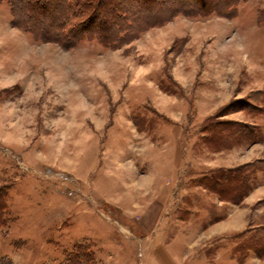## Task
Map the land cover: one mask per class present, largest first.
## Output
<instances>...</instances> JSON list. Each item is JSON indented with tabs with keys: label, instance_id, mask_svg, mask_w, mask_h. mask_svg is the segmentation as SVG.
<instances>
[{
	"label": "rangeland",
	"instance_id": "rangeland-1",
	"mask_svg": "<svg viewBox=\"0 0 264 264\" xmlns=\"http://www.w3.org/2000/svg\"><path fill=\"white\" fill-rule=\"evenodd\" d=\"M233 13L64 47L0 2V264H264V141L203 130L264 136V0ZM245 164L240 202L201 182Z\"/></svg>",
	"mask_w": 264,
	"mask_h": 264
},
{
	"label": "trees",
	"instance_id": "trees-1",
	"mask_svg": "<svg viewBox=\"0 0 264 264\" xmlns=\"http://www.w3.org/2000/svg\"><path fill=\"white\" fill-rule=\"evenodd\" d=\"M7 1L14 25L35 34L43 41L72 47L84 38H96L113 48L131 41L150 27L166 24L178 14L194 18H206L214 13L235 17L233 12L238 3V0H219L214 3L207 0ZM164 69L167 73L168 69ZM208 120L203 130L209 133L206 142L215 149L242 144L243 141L248 144L264 141L257 126L241 122H210L212 117ZM250 167L253 164L214 168L201 182L221 198L240 202L252 189L248 172ZM261 169L264 171V168ZM2 190L0 188V195ZM6 207L5 201H0V229L5 224ZM261 244L258 239L256 245Z\"/></svg>",
	"mask_w": 264,
	"mask_h": 264
},
{
	"label": "crops",
	"instance_id": "crops-1",
	"mask_svg": "<svg viewBox=\"0 0 264 264\" xmlns=\"http://www.w3.org/2000/svg\"><path fill=\"white\" fill-rule=\"evenodd\" d=\"M160 28V27H159Z\"/></svg>",
	"mask_w": 264,
	"mask_h": 264
}]
</instances>
